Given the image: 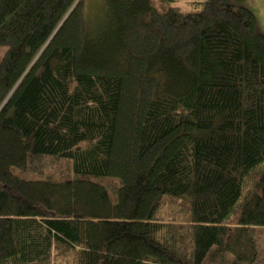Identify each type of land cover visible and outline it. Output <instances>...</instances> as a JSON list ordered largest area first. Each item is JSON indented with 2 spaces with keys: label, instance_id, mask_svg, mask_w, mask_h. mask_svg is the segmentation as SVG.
<instances>
[{
  "label": "trees",
  "instance_id": "obj_1",
  "mask_svg": "<svg viewBox=\"0 0 264 264\" xmlns=\"http://www.w3.org/2000/svg\"><path fill=\"white\" fill-rule=\"evenodd\" d=\"M0 47V264L258 263L264 36L250 10L0 0Z\"/></svg>",
  "mask_w": 264,
  "mask_h": 264
},
{
  "label": "rangeland",
  "instance_id": "obj_2",
  "mask_svg": "<svg viewBox=\"0 0 264 264\" xmlns=\"http://www.w3.org/2000/svg\"><path fill=\"white\" fill-rule=\"evenodd\" d=\"M233 5L245 7L250 10L257 19L258 32L264 36V0H229ZM7 52V48L0 47V61ZM166 209V208H165ZM262 256L257 264H264V238L262 239Z\"/></svg>",
  "mask_w": 264,
  "mask_h": 264
}]
</instances>
